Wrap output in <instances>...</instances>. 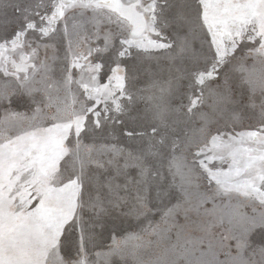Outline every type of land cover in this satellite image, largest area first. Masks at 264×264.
Returning <instances> with one entry per match:
<instances>
[{
    "label": "rangeland",
    "instance_id": "rangeland-1",
    "mask_svg": "<svg viewBox=\"0 0 264 264\" xmlns=\"http://www.w3.org/2000/svg\"><path fill=\"white\" fill-rule=\"evenodd\" d=\"M117 1L0 0V264H264V0Z\"/></svg>",
    "mask_w": 264,
    "mask_h": 264
},
{
    "label": "bare ground",
    "instance_id": "bare-ground-1",
    "mask_svg": "<svg viewBox=\"0 0 264 264\" xmlns=\"http://www.w3.org/2000/svg\"><path fill=\"white\" fill-rule=\"evenodd\" d=\"M97 3L99 4H106L113 9H115L117 12L125 14L128 16L129 20L132 22L134 30L138 31L142 26V19L141 17L133 10L131 9H122L121 4L117 0H97ZM16 67H22V65L18 64Z\"/></svg>",
    "mask_w": 264,
    "mask_h": 264
},
{
    "label": "crops",
    "instance_id": "crops-1",
    "mask_svg": "<svg viewBox=\"0 0 264 264\" xmlns=\"http://www.w3.org/2000/svg\"><path fill=\"white\" fill-rule=\"evenodd\" d=\"M121 6H122V9H130L127 5H125V4H121ZM136 12V11H135ZM119 13V12H118ZM137 13V12H136ZM138 14V13H137ZM120 15L122 16V17H124L125 19H127L128 20V22L130 23V29H131V32L133 33V34H139L140 33V31L143 29V22H142V26H141V28L138 30V31H136V30H134V27H133V24H132V22L129 20V18H128V16L127 15H125V14H122V13H120ZM135 31V32H134ZM137 32V33H136Z\"/></svg>",
    "mask_w": 264,
    "mask_h": 264
}]
</instances>
